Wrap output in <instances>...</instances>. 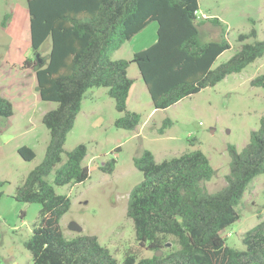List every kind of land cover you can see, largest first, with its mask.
<instances>
[{"label":"trees","instance_id":"16d2710c","mask_svg":"<svg viewBox=\"0 0 264 264\" xmlns=\"http://www.w3.org/2000/svg\"><path fill=\"white\" fill-rule=\"evenodd\" d=\"M26 4L32 52L36 54L47 39L50 47L44 65L27 57L22 67L34 69L40 99L57 106L41 118L50 137L45 154L14 194L17 201L41 205L25 247L32 264H119L95 235L65 236L59 221L70 198L56 193L46 179L53 173V183L65 185L89 176L82 162L87 152L83 143L62 157L66 135L89 88H107L121 113L114 120L116 127L131 130L140 123L141 114L126 107L133 84L127 74L129 61L112 59L110 53L150 21L157 22L156 40L134 52L133 58L153 107L164 109L263 56L264 38L244 42L256 35L255 29L239 33L237 39L243 42L239 49L212 67L230 44L224 35L218 40L200 39L204 20L211 19L214 25L220 21L197 17L198 0H26ZM250 84L264 87V73ZM12 114L11 101L0 95V118ZM170 124L165 118L159 133ZM227 151L226 183L214 193L205 188L213 168L198 148L159 162L148 149L133 158L142 179L129 192L126 215L133 222L136 240L154 253L141 258L127 254L121 264H264V218L242 234L243 249L228 245L221 235L239 219L238 206L248 186L264 173V114L242 149L229 144ZM17 152L25 160L35 156L28 146L18 147ZM114 163L112 159L100 169L111 172ZM169 237L174 246L168 247Z\"/></svg>","mask_w":264,"mask_h":264},{"label":"rangeland","instance_id":"374dc122","mask_svg":"<svg viewBox=\"0 0 264 264\" xmlns=\"http://www.w3.org/2000/svg\"><path fill=\"white\" fill-rule=\"evenodd\" d=\"M198 5L201 19L216 17L220 21V25H214L211 19L204 20L199 26L200 39L218 40L224 35L230 44L212 67L239 49L243 43L237 39L239 33H248L254 28L256 35L244 42L264 38V0H198ZM156 30L157 22L150 21L110 53L112 59L129 61L127 74L133 84L126 107L141 114L137 127L131 130L116 127L114 120L121 113L115 109L107 88H89L66 135L62 153L64 159L66 152L83 143L87 152L82 162L89 176L82 182L65 185H55L53 173L46 176L56 193L70 198L69 209L59 221L65 236L95 235L119 264L127 254L141 258L154 253L136 240L133 222L126 215L129 192L142 179L133 158L148 149L159 162L198 148L213 168V176L205 182V188L214 193L226 183L230 160L227 146L232 144L240 151L264 114V87L250 84L252 78L264 73V55L213 86L164 109L154 108L133 54L156 40ZM49 47L47 39L37 52L39 66L46 62ZM27 57L37 60L30 47L26 0H0V95L13 106L10 117L0 118V264H32L25 242L31 236L41 205L17 201L14 194L45 154L50 137L41 118L57 106L56 102L40 99L34 69L22 67ZM165 118L171 124L159 133ZM20 146L32 148L34 158L23 159L17 152ZM112 159L115 160L113 171L100 169ZM238 211L239 219L221 235L228 245L243 249L242 234L264 218V173L257 175L248 186ZM71 221L81 225L82 231L70 230ZM168 239V247L174 246L170 242L172 238ZM155 253L161 254V251Z\"/></svg>","mask_w":264,"mask_h":264},{"label":"water","instance_id":"95a60500","mask_svg":"<svg viewBox=\"0 0 264 264\" xmlns=\"http://www.w3.org/2000/svg\"><path fill=\"white\" fill-rule=\"evenodd\" d=\"M35 56H36V58H37L38 63H40L41 60H40V58H39V54L36 53ZM68 228H69L70 230H72V231H75V232H81V231H82V227H81V225H79L78 223H76V222H74V221L69 222V224H68Z\"/></svg>","mask_w":264,"mask_h":264},{"label":"built area","instance_id":"2783aa9c","mask_svg":"<svg viewBox=\"0 0 264 264\" xmlns=\"http://www.w3.org/2000/svg\"><path fill=\"white\" fill-rule=\"evenodd\" d=\"M195 13H196L197 17L200 18L199 10H196Z\"/></svg>","mask_w":264,"mask_h":264},{"label":"crops","instance_id":"0c3cea01","mask_svg":"<svg viewBox=\"0 0 264 264\" xmlns=\"http://www.w3.org/2000/svg\"><path fill=\"white\" fill-rule=\"evenodd\" d=\"M139 51V50H138ZM136 52V51H135Z\"/></svg>","mask_w":264,"mask_h":264}]
</instances>
